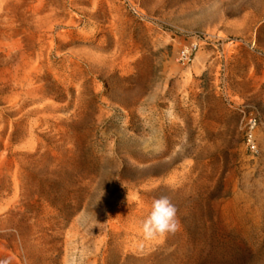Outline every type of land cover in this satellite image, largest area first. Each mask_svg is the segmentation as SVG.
<instances>
[{
  "label": "rangeland",
  "instance_id": "1",
  "mask_svg": "<svg viewBox=\"0 0 264 264\" xmlns=\"http://www.w3.org/2000/svg\"><path fill=\"white\" fill-rule=\"evenodd\" d=\"M0 264H264V0H0Z\"/></svg>",
  "mask_w": 264,
  "mask_h": 264
},
{
  "label": "clouds",
  "instance_id": "2",
  "mask_svg": "<svg viewBox=\"0 0 264 264\" xmlns=\"http://www.w3.org/2000/svg\"><path fill=\"white\" fill-rule=\"evenodd\" d=\"M179 228L177 208L167 196H161L152 203L149 216L142 224L145 239H154L175 233Z\"/></svg>",
  "mask_w": 264,
  "mask_h": 264
},
{
  "label": "built area",
  "instance_id": "3",
  "mask_svg": "<svg viewBox=\"0 0 264 264\" xmlns=\"http://www.w3.org/2000/svg\"><path fill=\"white\" fill-rule=\"evenodd\" d=\"M198 47H199V45H198L197 41L191 42L188 45L183 46L177 52V61L182 63V64H186V63L190 62L191 57L197 51ZM249 122L251 123V120ZM246 142H247V146H248L249 150L251 152H255V147L251 142L250 134H247Z\"/></svg>",
  "mask_w": 264,
  "mask_h": 264
}]
</instances>
